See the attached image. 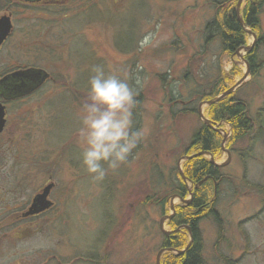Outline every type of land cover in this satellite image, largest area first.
<instances>
[{
  "label": "rangeland",
  "instance_id": "obj_1",
  "mask_svg": "<svg viewBox=\"0 0 264 264\" xmlns=\"http://www.w3.org/2000/svg\"><path fill=\"white\" fill-rule=\"evenodd\" d=\"M210 1L83 0L71 6L70 18L86 13L84 16L72 18L68 29L55 24L51 35L43 38L50 41L53 49L16 52L19 61L34 59L47 67L56 81L48 82L21 106H12L9 111V127L0 137V188L5 190L0 194L4 193L12 203L26 202L52 176L57 182L56 194L67 203V209L60 203L53 213L51 228L34 231L23 242L24 248L44 246L49 238L55 250L51 264H157L164 236L160 222L164 219V230L171 232L166 217L172 213L173 205L182 202L171 196L169 213L164 215L160 206L145 201L166 191L171 177H175L179 167L183 168L182 149L193 128L203 122L201 116L208 117L209 107L204 101L198 105L197 116L174 118L170 112V89L184 100L195 87L205 88L219 71H229L234 65L240 73L231 88L239 83L233 91L248 101L257 129L256 139L248 140L257 154V160H247L248 173L252 177L264 175V114L259 115L264 106V47L260 49L259 74L252 81L244 58L248 51L243 47L232 56H224L218 68L219 40L214 39L207 47L204 42L203 29L214 12ZM246 1L237 5L239 13ZM261 24L264 30V11ZM245 29L246 46L255 45V33ZM38 30L37 26L34 32ZM65 37V41H70L67 50L61 51ZM40 44L44 46L43 42ZM95 65L103 66L106 73L120 69L123 75V70L129 71V83L138 92L134 128L144 132L142 143L128 162L109 172L102 182H94L85 171L77 132ZM187 70H191L190 74ZM137 79L139 85L135 83ZM181 108L180 103L175 106V110ZM224 127L230 129L229 125ZM223 155L216 160L224 161L227 155ZM205 156L209 158L208 154ZM244 168L245 163L241 166L234 156L227 170L239 176ZM236 205L237 210L229 207L224 196L218 201L227 220L233 211H248L254 201L251 197L242 198ZM201 228L204 256L206 264H210L217 227L214 221L205 220Z\"/></svg>",
  "mask_w": 264,
  "mask_h": 264
},
{
  "label": "flooded vegetation",
  "instance_id": "obj_2",
  "mask_svg": "<svg viewBox=\"0 0 264 264\" xmlns=\"http://www.w3.org/2000/svg\"><path fill=\"white\" fill-rule=\"evenodd\" d=\"M82 1L0 0V103L5 108L6 119V124L0 137L9 127V111L12 106H21L26 101L25 99L33 96L45 84L56 81V77L47 67L34 59L19 61L18 57L15 56L16 52L23 50L35 52L39 49L48 52L50 51L49 49H53L50 41L46 42L43 38L51 35L50 33L55 24L61 23V26H66L68 29V22L72 18L84 16L86 13L70 18L71 6L81 4ZM5 24L9 26V31L2 38L1 34L4 31L3 26ZM37 26L40 30L34 32ZM63 32L67 33L68 30L63 29ZM65 39L67 37L64 38L62 48L59 49L61 51L67 50L70 38L69 41H65ZM37 40L43 42L44 46L40 42L36 43ZM63 58L66 60L65 57ZM29 69L42 70V74L46 75L47 78L42 81V77L36 74H18V72ZM261 114L259 112V115ZM207 119L209 118L207 117ZM224 124L229 125L226 122H211L210 126L207 125L217 130L223 137L219 154L215 156L204 150L197 152H203L201 155L204 156L208 154V160L211 162V159H213L214 163H212L221 167V176L205 177L198 183L182 177L184 185L189 191L188 197H190V201L188 203L181 201L182 204L178 205L185 206L190 204L196 190L200 186L202 187L205 182H208L210 185V197L209 201L205 203L208 212L202 218L201 223L205 220L214 221L215 229L217 227L218 232L217 240L213 243L211 251L214 259L210 260V264H264V175L252 177L248 173L247 168V160H257L253 145L248 141L256 139L257 129L254 127L253 132L231 150L229 144L232 137V128L229 125L230 129L228 130L224 127ZM223 154L227 155L226 159L220 162L217 161L216 159L218 158L221 160L222 156H224ZM234 156H237L241 166L245 163V168L242 169L243 172L239 176L227 170ZM186 157L182 156L180 159L184 160L183 158ZM49 179L47 184L37 190L26 202L15 200L12 203L6 199L5 190L0 188V193L4 192V195L0 194V264H51L52 260H54V243H51L52 241L48 240L49 238L45 240V245L42 244L44 246L40 245L36 249H30V247L26 249L23 245V242L28 241L34 231L40 232L44 227L51 228V224L54 223L53 213L60 208V203H62L64 209H67L64 197L60 200V196L56 194L57 182L53 180L52 176ZM50 184L52 188L48 194L47 202L52 204L39 212L28 214L34 198ZM18 187L20 186L17 183L15 188L18 190ZM222 196L225 197V201L229 202V207H234V209H236V204L242 198L251 197L254 201V206H249L248 211H233L230 215V220H227L218 208V201ZM185 229L187 227L181 225L177 228V231L184 232ZM9 230L14 232L10 233ZM46 234L48 237L50 236L49 233ZM48 241H50V244L47 243ZM190 241H192L191 236L188 244H191Z\"/></svg>",
  "mask_w": 264,
  "mask_h": 264
},
{
  "label": "trees",
  "instance_id": "obj_3",
  "mask_svg": "<svg viewBox=\"0 0 264 264\" xmlns=\"http://www.w3.org/2000/svg\"><path fill=\"white\" fill-rule=\"evenodd\" d=\"M210 4L213 5L214 12L203 29L204 42L207 47L214 39L219 40L221 53L218 56V68H220L224 56H232L238 49L246 46V27L256 34V43L253 49L244 57L249 65L252 81L258 76L262 63L260 49L264 47V30H262L261 16L264 11V0H247L245 2L240 13L243 23L237 14L238 0H211ZM192 61H194V56ZM190 72L191 70H187V74H190ZM239 73L240 70L235 65L229 71H219L218 77L211 84H207L203 89L195 87L184 100L180 99L183 98L180 93L176 95L170 89L171 116L174 118L179 115L197 116L199 103L210 101L226 92L234 85V79ZM170 87L171 85L168 84V88ZM179 103L183 105V108L175 110V106ZM260 112L264 114V106L260 109ZM207 113L211 122H226L231 126L232 137L229 144L231 150L253 132L254 119L250 112L249 103L245 99L238 98L235 91L210 104ZM222 139V135L217 130L200 121L193 128L188 143L182 149L181 157L189 156L201 150L208 151L216 156L219 154ZM182 170L184 177L194 183L202 181L205 177H220L222 172L221 167L210 162L204 155L186 160ZM167 185L168 189L162 194L155 193L154 196L152 195L153 197H150V201H145L147 204L153 203L160 206L164 215L169 213L167 204L171 196L187 198L189 192L184 185L179 170L176 172L175 177H171ZM209 197L210 185L205 182L202 187L200 186L196 190L190 204L185 206L175 205L174 214L168 221L172 231L169 235L163 234L160 247L166 252L161 256L160 264H205L203 254L205 242L201 220L208 212L205 203L209 201ZM181 225L187 227L184 232L177 231V228ZM189 235L192 237L191 244L183 253H179L187 247L190 240Z\"/></svg>",
  "mask_w": 264,
  "mask_h": 264
},
{
  "label": "clouds",
  "instance_id": "obj_4",
  "mask_svg": "<svg viewBox=\"0 0 264 264\" xmlns=\"http://www.w3.org/2000/svg\"><path fill=\"white\" fill-rule=\"evenodd\" d=\"M86 102L80 112L77 129L82 147V165L94 182H102L128 162L142 143L144 132L134 128L138 92L129 83L127 69L106 73L103 66L91 69ZM139 85V79L135 82Z\"/></svg>",
  "mask_w": 264,
  "mask_h": 264
},
{
  "label": "water",
  "instance_id": "obj_5",
  "mask_svg": "<svg viewBox=\"0 0 264 264\" xmlns=\"http://www.w3.org/2000/svg\"><path fill=\"white\" fill-rule=\"evenodd\" d=\"M241 1H242V0L239 1V4H238V5H240V2H241ZM237 14H238V17H239L240 21L243 23L242 18H241V15H240L238 9H237ZM3 27H4V31H3L2 34H1V35H2V38L4 37V35L6 36V33H8V31H9V26H8L7 24H5ZM252 34H253V33H252ZM253 36H254V40L256 41V35L253 34ZM255 41H254V42H255ZM253 47H254V43H252V44L249 45V46L243 47V48L246 49V50L249 52V51H251V50L253 49ZM237 52H238V51H237ZM42 72H43L42 70H32V69H29V70H24V71H22V72H18V74H20V73H31V74H34V75L36 74V75L42 77V81H43V80H45V79L47 78V76H46V75H43ZM41 75H42V76H41ZM238 85H239V83H237L233 88L228 89V90H227L226 92H224L223 94H221V95L215 97L214 99H212V100H210V101H207L206 103H207L208 105H210V104H213V103H215V102L221 100L222 98H224L225 96H227L229 93H231V92L234 90V88L237 87ZM201 117H202V119H203L204 124L210 126V123H211L210 120L207 119V118H205V117H203V116H201ZM5 124H6V119H5V108H4V106L0 103V134H1V132L3 131V129H4V127H5ZM202 153H203V152H200V153H197V154H194V155H191V156H187L186 158H183V159H184V160H185V159H190V158H192L193 156H198V155H201ZM211 162L214 163V160L211 159ZM217 165H220V164H217ZM179 172H180L181 176L184 177L183 171H182V169H181L180 167H179ZM51 188H52V185H51V184H50V185H47V186L43 189V192H41L40 194H38V195L34 198L33 204H32V206H31L30 210L28 211V214H33V213L39 212V211H41V210H43V209L49 207V206L52 204L51 202H47V197H48V194L50 193ZM173 197H175V196H173ZM179 199H180L182 202H184V203H188V202L190 201V199H182V198H179ZM171 209H172V214H170V215H168V216L166 217V218H168V220H170L171 217H172V215L174 214V205L171 207ZM163 223H164V219H162L161 222H160V228H161V231H162L163 234H165V235H169L170 232L164 230V228H163ZM190 242H191V241H190ZM189 244H190V243H189ZM189 244L187 245V247H186L185 249L181 250L179 253H183V252L189 247ZM162 252H163V250H161L160 253H159L158 256H157V264H160V256H161V253H162Z\"/></svg>",
  "mask_w": 264,
  "mask_h": 264
}]
</instances>
